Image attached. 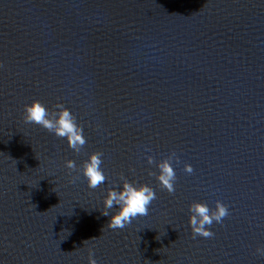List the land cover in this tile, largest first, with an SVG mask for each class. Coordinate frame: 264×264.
<instances>
[{
  "label": "water",
  "instance_id": "1",
  "mask_svg": "<svg viewBox=\"0 0 264 264\" xmlns=\"http://www.w3.org/2000/svg\"><path fill=\"white\" fill-rule=\"evenodd\" d=\"M34 99L64 104L86 144L26 123ZM95 151L92 189L79 165ZM172 153L169 193L147 157ZM126 179L156 199L112 229L103 197ZM216 200L229 215L194 237L189 204ZM258 247L264 0H0V264H264Z\"/></svg>",
  "mask_w": 264,
  "mask_h": 264
},
{
  "label": "clouds",
  "instance_id": "2",
  "mask_svg": "<svg viewBox=\"0 0 264 264\" xmlns=\"http://www.w3.org/2000/svg\"><path fill=\"white\" fill-rule=\"evenodd\" d=\"M23 119L26 123H34L47 129L55 136L66 138L68 146L77 151L86 144L84 127L78 124L76 117L62 103H57L51 111L39 100H32L24 105ZM103 153L95 151L88 154V158L79 165V174H82L87 181L89 188L95 189L105 183L106 176L102 166ZM164 157L158 161L153 156L147 157L149 164H155L158 171L150 172L155 175L159 184L169 193L174 192V182L176 173L172 164V157ZM178 159V157H177ZM68 169H77L75 160H68L66 163ZM185 171H193L190 163H185ZM156 199V191L147 183L132 182L124 180L119 186H112L106 191L103 197L102 214L110 216L108 226L112 229H123L126 225L132 223L137 216L148 214L149 206ZM189 224L193 233L205 238L214 236L211 225L222 223L223 218L229 215L228 206L221 200L215 201V207L210 208L206 202L193 201L189 204ZM115 209L111 213L109 210ZM257 253L264 255V247H258ZM89 264H98L91 250L88 256Z\"/></svg>",
  "mask_w": 264,
  "mask_h": 264
}]
</instances>
